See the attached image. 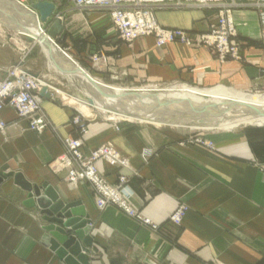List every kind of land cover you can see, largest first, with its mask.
I'll use <instances>...</instances> for the list:
<instances>
[{
	"label": "crops",
	"instance_id": "obj_1",
	"mask_svg": "<svg viewBox=\"0 0 264 264\" xmlns=\"http://www.w3.org/2000/svg\"><path fill=\"white\" fill-rule=\"evenodd\" d=\"M66 2L51 3L59 13ZM216 14L198 8L162 9L156 17L166 28L205 32ZM233 18L244 60L225 64L206 47L160 48L149 37L125 44L102 10L71 12L61 36L66 43L73 39L71 58L96 79L111 82L120 76L131 85L206 88L228 84L243 90L264 86V14L243 8ZM58 52V60L52 58L54 69L45 67L39 56L23 62L21 54L0 52V78L18 66L44 83L47 92L42 96V89L40 97L49 123L39 133L13 108L2 112L7 129L0 132V264H65L46 241L47 216L40 198L30 199L29 187L41 189L47 201L48 189L65 205L78 204L75 208L84 210L91 264H264V127L208 135L214 150L191 144L189 133L134 122L93 120L82 135L73 121L75 109L64 103L51 75V70L70 75L66 58ZM92 56L103 59L93 63ZM254 74L258 76L252 78ZM66 138H82L86 156L105 144L118 150L125 165L101 161L100 173L158 229L115 206L100 209L89 182L69 184L67 170L56 166L66 152ZM181 205L189 211L177 228L169 219Z\"/></svg>",
	"mask_w": 264,
	"mask_h": 264
},
{
	"label": "built area",
	"instance_id": "obj_2",
	"mask_svg": "<svg viewBox=\"0 0 264 264\" xmlns=\"http://www.w3.org/2000/svg\"><path fill=\"white\" fill-rule=\"evenodd\" d=\"M72 2L79 11L109 12L117 33L125 42L133 43L141 38L154 37L159 47L172 43L192 48L203 46L211 49L222 62L231 58L242 60L240 45L236 43L237 33L232 16L234 10L257 7V4L264 5V0H72ZM195 7L217 11L218 20L210 32L194 37L184 30L163 28L156 20V10ZM43 87L44 83L40 79L18 66L10 68L6 77L0 78V132L7 129V122L2 118V112L7 106L13 108L19 118L29 120L31 130L43 133L48 128L49 123L43 115L40 97ZM74 119V124L79 130L82 129L86 133L80 120ZM64 143L66 153L57 160L56 166L58 170H67L69 184L89 182L96 190L100 209L113 205L141 223L151 225L125 200L120 188H115L107 182L97 167L101 161L112 166L125 165L123 158L112 146H102L86 156L82 151L84 147L82 139L66 138ZM197 143L211 146L202 140H197ZM185 211L184 207L179 208L172 216V221L181 225ZM152 228L158 229L156 225H152Z\"/></svg>",
	"mask_w": 264,
	"mask_h": 264
},
{
	"label": "rangeland",
	"instance_id": "obj_3",
	"mask_svg": "<svg viewBox=\"0 0 264 264\" xmlns=\"http://www.w3.org/2000/svg\"><path fill=\"white\" fill-rule=\"evenodd\" d=\"M34 1L37 2L38 0H34ZM53 1H55V0H53ZM3 3H5V4H3ZM49 3H51V2H49ZM0 4H1L0 5V20H5L4 18H6L7 15H10V16H15V18L20 22L18 27L15 25V28L14 27H11V26H7L5 24H2L0 22V52H5L7 54V56H9L10 54H13V53H15L17 55L18 54L19 55L21 54V56L23 57L22 58L23 59V62L26 61V60H28L30 57L39 56L41 63L45 67L49 66L50 61H48L49 59L46 58V55H44L43 50L41 48V45L40 44H37L36 42H28L25 39V37L23 36V34H24L23 30H27V29H24V27L26 25L27 26L32 25V21H34L33 18H36L35 15L38 16L37 11H35L32 8L30 1L29 0H26V1L25 0H0ZM18 6L23 7L22 10H20L19 8H16ZM243 8H254V9H257V11H259L261 14H264V5L261 6V5H258L257 4V7H243ZM243 8H239V9H243ZM167 9H170V8H167ZM23 10H25V11H23ZM29 10L32 11L35 15H33ZM176 10H179V9H176ZM236 10H238V9H236ZM236 10H234V11H236ZM74 11L75 12H86V11H79V10H77L76 7H75V5H74V3L72 2V0H67L66 6L63 7L59 11V13L56 12V10H55L54 13H53V15H52V17L49 18L46 23H44V24L42 23V29L44 30V32H46L48 34L50 32V30L55 26V24L57 22H61L62 31L59 32V34L55 38H53V42L55 43V47L59 51L67 54L69 57H71L70 56L71 53H70V50L69 49H72V48H70V43H74V45H75V42L73 41V39L70 38L69 39V42L66 43L65 40L62 39L61 34L63 33V30L65 29L64 22L66 20L65 19L66 16H69L70 13L71 12H74ZM102 11H104V10H102ZM157 11L158 10H156V12ZM19 13L22 14V15H19ZM233 14H234V12H233ZM233 14H232V16H233ZM109 15H110V13H109ZM218 16L219 15L217 13L214 22H212L211 24L208 25V28H207V30L205 32H199V31H187V32H189L191 36L194 35V37L196 35L199 36L202 33H208V32H210L211 27L216 24L215 22L218 20ZM39 18H40V16H39ZM110 19H111V15H110ZM156 20H157V17H156ZM233 21H234V18H233ZM158 24H159V22H158ZM75 25H80V24H78L76 22ZM234 25H235V21H234ZM112 26L114 27L113 23H112ZM160 26L163 27L162 25H160ZM163 28H166V27H163ZM114 29H115V31L117 33V30H116L115 27H114ZM166 29H171V28H166ZM180 30H182V29H180ZM184 31H186V30H184ZM235 31H236L237 37H238L239 32H238V29H237L236 25H235ZM263 33H264V31H263ZM117 35L120 38V36H119L118 33H117ZM237 37H236V43H238L240 45V43L237 40ZM146 38H148V37H146ZM149 38H154V37H149ZM120 40H122V39L120 38ZM123 42L125 44H128V45H133V43H134V42L133 43H128V42H125V41H123ZM155 42H156V45H157L156 39H155ZM172 44H178V43H172ZM186 47H188V46H186ZM200 47H203V46H200ZM240 48H241V45H240ZM241 55H242V60H236V59H232L231 58V59H229V60H227L225 62H222L218 58V56L215 54V56H217V58L223 64H225V63H227L229 61L242 62L244 60V57H243V54H242V49H241ZM56 59H58V57H56ZM91 59H92L93 63H96V62H98V60L101 61L103 59V57H101V56H92ZM73 60L78 65H81L78 62V60H76L75 58H73ZM50 67L54 69V66L51 65V64H50ZM20 68L24 69L23 67H20ZM51 71H52V74L51 75H52L53 79L55 80L54 82L57 84V88L56 89L59 92V94H61V96H63L64 103L67 104L68 106H70V107H72V108L75 109L74 118H78L80 120L81 124L84 125V127H85V129L87 131L86 133H84L83 130L80 129V132H81L82 135H86L88 133V125L93 120L107 119V120H110V121H113V122H120V123L121 122H134V123L145 124V125L152 126V127H156V128H170L171 130H174V131H177V132H181V133H189L186 137H187V140L191 144L201 145V146H204L205 147L204 144L197 143V140H202L203 142H206L208 144H211V146L209 148L211 150H214V148H216L215 147L216 145H215L214 142H212V140L206 138L208 135L213 137V136H216L218 134H221L222 132H225L226 130H233L234 131V130H240V129L247 128V127H264V124H262V123L259 124V125H248V124H238L237 123V124L234 125V127H231V128H227L225 126H223V127L220 126L218 128L213 129V128H208V127L201 128L202 126H200V125L197 126L196 123H195V125H193V126L192 125H184V127H183V125H181L182 128L180 127V129H179V128H176V127H174L172 125H165V124H162V123L158 124L156 121L155 122L154 121H151L152 119L150 121L149 120L135 121L134 119H128V116H125V115H122V117H119L121 114H119V116H117V117H110V115H108V114H106L104 112H100L99 110H97V107L99 106V104L101 106L104 105L105 107L110 108V110L111 111L113 110V112H114L115 109L121 110V109H123L125 107L124 105L119 104V102H118V100L120 99L119 97H124V99L126 98L125 100H127V101H125V100L123 101V99L121 98L120 100L123 101V102H128L129 98L132 99V101H131V99L129 100V102L131 104L128 102V104H129L128 107L131 108L130 110H137L139 107H141L139 105L140 102L139 103L137 102V98H133L132 97L133 95L132 96H128V95H131L134 92H131L130 93V92L126 91V90H137V89H144V88H149V87H155V88L159 89L160 91H164V90H168L169 88H172V87H174L176 85H186V84H172V85H167V86H160V85H155V84L143 83L141 85H136V84L135 85H131V84L127 83L126 81L122 80V78L120 76L118 77V80L117 81H111L110 82V80H104V79H100V78H98L99 79L98 80V79L95 78L96 76H93L92 73H90L89 71H87V73L93 79H95L97 82H99V83H101V84H103V85H105V86H107L109 88L112 87V86L113 87H116L115 88V92L116 93H114V90H113L112 93H114V95L115 96H118V98H119V99L116 100L117 102L114 101V103H112L111 100L108 99V103L102 102L103 103V105H102V103H101L102 100H99L100 98L99 99L98 98L96 99V98H94V96H88V97L93 98L95 100V107H90L89 106L90 107V110H91V113L89 115V114L83 112L80 109V106L75 103V100L76 99H79V97H82V96L85 97V98H87V94L89 95L91 92L94 93L89 88V87L92 88L93 86L90 83H88V84L85 83L84 81L78 79L75 76L69 77L70 75L67 76V74H66V76H62L59 73H56L54 70H51ZM186 86H187L188 89H205V90L215 89V88H217L219 86H226L227 88H233L235 90L243 91V92H246L247 94H251V95H255V96H257V95H263L264 94V86H259L257 88H251L249 90L248 89L247 90L239 89V88H236V87H234L232 85H228V84H220V85H217V86H214V87H207V88L206 87H199V86H195V85H191V84L190 85H186ZM120 91H122V92H120ZM158 96H159V99L161 100V102H156L155 100H153L151 98H144V101L146 102V104H148L150 106H162L163 103H165V101H167L168 99H169L168 101H171V100H175V98H176L177 101H179V99H178L179 96L178 97L177 96H166V94L165 95H158ZM73 98H75V99L73 100ZM134 100H135V103L133 102ZM110 103H112V104L110 105ZM149 103H151V104H149ZM217 103H219L218 105H222V104H225L227 102H221V101H219ZM180 105H185V104L181 103ZM238 111H239L238 109H233L229 113H230V115L232 117H234V116L236 117L237 115H239V112ZM73 121L75 122V119H73ZM188 126L195 127V128H190ZM201 133L203 134V136H201ZM74 139H82V138H74ZM83 142H84V145H85V141L84 140H83ZM105 145L112 146L111 144H105ZM105 145H102V146H105ZM102 146H100L99 148H101ZM99 148H97V149H99ZM116 151L120 154V152L118 150H116ZM120 156H121V154H120ZM124 162H125V160H124ZM115 188H117V187H115ZM118 188H120V187H118ZM94 190H95V188H94ZM119 190L122 192V189L121 188ZM95 192H96V190H95ZM181 207H184L186 209V211H185V215L183 216V220H182L181 225H177V224H175L172 221V216ZM179 208L173 214H171L170 219H169V221L175 227H177V228H181V226L183 224V221H184V218H185L187 212L189 211V207L186 206V205H181ZM150 224L151 225H148V226L152 227L153 224L152 223H150ZM145 226H147V225H145Z\"/></svg>",
	"mask_w": 264,
	"mask_h": 264
},
{
	"label": "water",
	"instance_id": "obj_4",
	"mask_svg": "<svg viewBox=\"0 0 264 264\" xmlns=\"http://www.w3.org/2000/svg\"><path fill=\"white\" fill-rule=\"evenodd\" d=\"M29 1L32 8L39 13L38 16H40V20L43 24L52 17L55 11V5L53 3L44 2L43 0H38L37 2L34 0ZM30 12L35 15L32 11ZM35 16L38 20V16ZM4 19L8 25H12L11 27L15 28V25L17 27L19 26L20 22L15 18V16L7 15ZM39 30L43 35V41L48 42L47 47L49 51L54 52L53 46H55V43L53 42V38L56 37L57 33L62 31L61 22H57L48 34L44 32L40 25ZM25 39L28 42L34 41V39L29 36H26ZM62 54L66 58L65 66L70 74L82 81H85L87 84L90 83L93 87H95L101 97L112 100L118 99L114 93L110 92L111 89H109V87L93 79L67 54L63 52ZM255 75L257 74H254V76L251 75L252 78H256L258 76ZM46 92L47 89L44 88L41 95L44 96ZM133 95L135 96L133 98H137V102H140L139 105L141 107L137 110L128 109V100V102L120 103L125 106L123 109H115L114 112L128 117H133L135 118V121H150L152 119L151 121H156L165 125H183V127L184 125L193 126L196 123V125L202 126L201 128H206L210 125L214 126L213 129L218 128L220 126L218 123H213L214 120L219 121L224 119L228 115V112L236 109L235 107L237 105V108L242 105L237 104L235 107L230 105L227 108H222L214 104L197 106L192 102H188L186 105H180L181 102L177 100H167L162 106H150L146 104L144 98H151L156 102H161L158 94H149L148 96H145L135 93ZM80 98L84 99L88 106L95 107V100L93 98H85L83 96ZM253 110L256 116L264 118V111L254 108ZM205 121H210V123ZM188 127L195 128L191 126ZM28 190L32 193L30 199H32L34 195L40 198L38 201L39 206L42 208L43 214L47 216L46 221L49 223V226L45 229L47 233L46 241L51 250H53L60 260L65 262V264H91L89 252L87 250L91 245L85 238L89 231V218L87 214H85L84 210L76 209L75 206L78 204L65 205L58 199L57 196L51 194L48 189L46 190V196L49 198V201L41 198V189L37 187L32 189L29 187ZM81 241L85 242V247L80 245Z\"/></svg>",
	"mask_w": 264,
	"mask_h": 264
},
{
	"label": "bare ground",
	"instance_id": "obj_5",
	"mask_svg": "<svg viewBox=\"0 0 264 264\" xmlns=\"http://www.w3.org/2000/svg\"><path fill=\"white\" fill-rule=\"evenodd\" d=\"M3 4H5V3H3ZM16 8H19L20 10H22L23 7L18 6ZM23 11H25V10H23ZM19 15H22V14L19 13ZM33 19H34V21H32V25H29V26L26 25L24 27V29H27V30H23V32H24L23 36L24 37H26V36L32 37L34 39L33 42H36L37 44H40L41 45V48L43 50L44 55H46V57L49 59L50 64L53 65V62L54 61H53L52 58H55L56 59V57L58 56L57 54L59 53L58 52V49L55 46H53L54 52H50L49 51V49L47 47V43L48 42H44L43 41V35L41 34V32L39 30V25L42 28V21L40 20L39 16H38V20H37V18H33ZM0 22L2 24L7 25V26H12L10 24L8 25L6 23V21H4V20H0ZM64 69H65V67H64ZM62 71L63 72H66V71L69 72L68 70H66V71L62 70ZM69 74H70V72H69ZM71 76H72V74H70L69 77H71ZM89 88L94 93L91 92L89 95L87 94V97L88 96H94V98H96V99L97 98L98 99L100 98L99 100H102L101 103L102 102L108 103V99L103 98V97H100V95H99L98 91L95 89V87H92L93 89L91 87H89ZM115 88L116 87H113V86L110 87L109 88V89H111L110 92H113V90H114V93H116L115 92ZM126 91H128L130 93L131 92H134V93H132L131 95H128V96H132L135 93H139L140 95H145V96H148L149 94H158V95H165L166 94V96H177V97L179 96L178 97L179 101L181 103L185 104V105L188 102H192L193 104H195L197 106L198 105L199 106H203V105L214 104V105L220 106L222 108H227L230 105H232V106L235 107V105H237V104H242L238 108H237L238 105L235 107L236 109L239 110L238 111L239 112V115H237L236 117L235 116L232 117L230 115V113L228 112L229 114L224 119L219 120V121H215L214 120L213 123H218L219 126H221V127L225 126L227 128L234 127V125L237 124V123L238 124H248V125H259L261 123L264 124L263 123L264 122V118L259 117V116H256L254 114V112H253L254 111L253 108L254 109H257V110L264 111V94L263 95H257V96H255V95L247 94L246 92H243V91L235 90L233 88H227L226 86H219V87H217L215 89H210V90H205V89H188L186 85H176V86H174L172 88H169L168 90H164V91H160L159 89H157L155 87H149V88L137 89V90H126ZM120 92H122V91H120ZM116 97L118 98V96H116ZM132 97H135V96L133 95ZM119 98L120 99L122 98L123 101L126 99V98L124 99V97H119ZM74 99L75 98H73V100ZM120 99L118 100L119 104L120 103H123V101H121ZM110 100H111L112 103H114V101L117 102L115 99H113V100L110 99ZM175 100H177V99L175 98ZM125 101H127V100H125ZM131 101H132V99H131ZM219 101H221V102H227V103L222 104V105H218L219 103H217V102H219ZM133 102L135 103V100ZM75 103L80 106V109L83 112H85V113H87V114L90 115V113H91L90 107L87 105V102L84 99H81L79 97V99H76L75 100ZM112 103H110V105ZM149 104H151V103H149ZM102 105H103V103H102ZM98 107H97V110H99L100 112H104V113L110 115V117H117V116H119V114L113 112V110L111 111L110 108H107L104 105L101 106L99 104ZM129 109H131V108H129ZM119 117H122V115H120ZM128 119H135V118L128 117ZM205 122H209L210 123V121H205ZM158 124H160V123H158ZM172 126H174L176 128H179V129H180V127L182 128L181 125H176V126L175 125H172ZM208 128H214V126L213 125H210Z\"/></svg>",
	"mask_w": 264,
	"mask_h": 264
}]
</instances>
